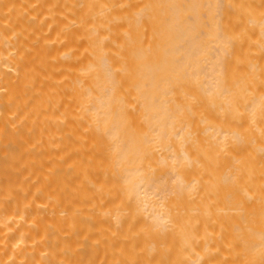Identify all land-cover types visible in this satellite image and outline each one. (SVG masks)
I'll return each mask as SVG.
<instances>
[{"label":"bare ground","instance_id":"1","mask_svg":"<svg viewBox=\"0 0 264 264\" xmlns=\"http://www.w3.org/2000/svg\"><path fill=\"white\" fill-rule=\"evenodd\" d=\"M0 264H264V0H0Z\"/></svg>","mask_w":264,"mask_h":264}]
</instances>
